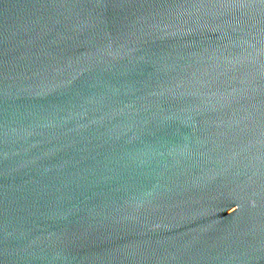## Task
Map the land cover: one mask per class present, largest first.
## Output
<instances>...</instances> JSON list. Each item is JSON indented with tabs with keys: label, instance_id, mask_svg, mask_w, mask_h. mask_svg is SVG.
Masks as SVG:
<instances>
[{
	"label": "water",
	"instance_id": "1",
	"mask_svg": "<svg viewBox=\"0 0 264 264\" xmlns=\"http://www.w3.org/2000/svg\"><path fill=\"white\" fill-rule=\"evenodd\" d=\"M0 264H264V0H0Z\"/></svg>",
	"mask_w": 264,
	"mask_h": 264
}]
</instances>
